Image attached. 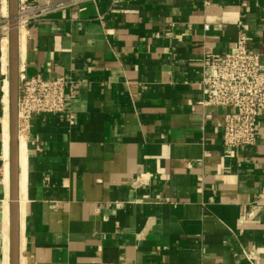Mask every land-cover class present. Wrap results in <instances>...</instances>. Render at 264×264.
Returning <instances> with one entry per match:
<instances>
[{"label": "crops", "instance_id": "crops-1", "mask_svg": "<svg viewBox=\"0 0 264 264\" xmlns=\"http://www.w3.org/2000/svg\"><path fill=\"white\" fill-rule=\"evenodd\" d=\"M20 1L66 5L23 28L24 47L19 28V71L75 88L67 114L35 116L23 134L20 260L264 264V117L255 146L228 149L230 110L204 107L200 86L204 57L235 53L240 31L264 69V0ZM7 18L0 0V264Z\"/></svg>", "mask_w": 264, "mask_h": 264}, {"label": "built area", "instance_id": "built-area-1", "mask_svg": "<svg viewBox=\"0 0 264 264\" xmlns=\"http://www.w3.org/2000/svg\"><path fill=\"white\" fill-rule=\"evenodd\" d=\"M117 1L113 0V4ZM65 5H31L20 1L19 28L39 21ZM100 20L104 21V17H100ZM7 28H10L9 18L3 21V40L8 36ZM205 28L209 29L208 26ZM200 86L204 107H225L230 110L224 120V146L233 151L255 146L259 123L264 117V69L261 57L250 49L245 31L239 33L235 53L208 54L204 57ZM74 95V85L65 76L54 79L29 78L24 71H19V133H28L35 116L67 114L69 101ZM263 202L264 195L259 199V203Z\"/></svg>", "mask_w": 264, "mask_h": 264}, {"label": "water", "instance_id": "water-1", "mask_svg": "<svg viewBox=\"0 0 264 264\" xmlns=\"http://www.w3.org/2000/svg\"><path fill=\"white\" fill-rule=\"evenodd\" d=\"M19 2L9 3V83H10V264H20V208H19Z\"/></svg>", "mask_w": 264, "mask_h": 264}, {"label": "bare ground", "instance_id": "bare-ground-1", "mask_svg": "<svg viewBox=\"0 0 264 264\" xmlns=\"http://www.w3.org/2000/svg\"><path fill=\"white\" fill-rule=\"evenodd\" d=\"M10 31V30H9ZM7 34H8V28H7ZM10 37V32H9ZM9 37H5L4 39V51H5V73L8 74V66H9V57H8V45L10 47V39ZM20 41L22 43V47H24L25 43V31L23 29V26L20 27ZM4 92H5V147H6V153H7V160H6V166H5V182L7 189L9 191L10 187V142H11V136H10V83L8 80H6L5 86H4ZM19 165H20V179H19V208H20V241L21 246L20 250L21 252L24 249L25 245V238H24V216H25V204H26V189H27V148H26V141L23 133H19ZM9 206V204H8ZM11 209V206L9 207ZM8 209V213H9ZM10 226H11V212L9 215V221L8 226L6 229V239L4 241V248H5V264H10ZM20 264H24V260H20Z\"/></svg>", "mask_w": 264, "mask_h": 264}, {"label": "rangeland", "instance_id": "rangeland-1", "mask_svg": "<svg viewBox=\"0 0 264 264\" xmlns=\"http://www.w3.org/2000/svg\"><path fill=\"white\" fill-rule=\"evenodd\" d=\"M9 30H10V28H8V34H9V32H10ZM8 37H9V35H8ZM8 50H9V49H8ZM8 75H9V74H8ZM23 134H24V133H23ZM19 136H20V134H19Z\"/></svg>", "mask_w": 264, "mask_h": 264}]
</instances>
